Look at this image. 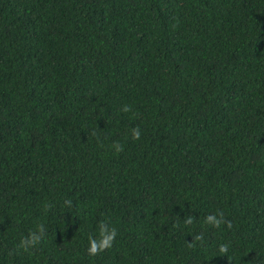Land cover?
<instances>
[{"label":"trees","instance_id":"obj_1","mask_svg":"<svg viewBox=\"0 0 264 264\" xmlns=\"http://www.w3.org/2000/svg\"><path fill=\"white\" fill-rule=\"evenodd\" d=\"M0 264H264V0H0Z\"/></svg>","mask_w":264,"mask_h":264},{"label":"clouds","instance_id":"obj_2","mask_svg":"<svg viewBox=\"0 0 264 264\" xmlns=\"http://www.w3.org/2000/svg\"><path fill=\"white\" fill-rule=\"evenodd\" d=\"M123 113L132 112V107L130 105H123L120 109ZM93 135H96V132L93 131ZM132 139L139 140L141 138V130L137 125L136 127L131 129ZM111 147L114 149L116 154L124 151V145L120 144L118 141H114ZM66 203L70 206L71 201H66ZM185 225H190L193 223L192 215H188V217L184 221ZM204 223L213 227L220 228L222 225H226L228 228L232 227V223L230 220H227L224 213L222 211H217L208 214ZM45 226L43 224H38L35 230H31L25 237H23L19 244L17 245L18 249H23L24 251H29V249L34 248L36 245L40 244L45 236ZM118 235V230L115 226L110 225L109 223H101L98 225V232L96 235L88 236V247L87 253L90 256H98L100 253L110 249L113 247L115 239ZM194 241H203L204 233L200 232L199 234L194 235ZM190 248L193 247L192 243L188 245ZM219 253L227 254L229 251L228 244H220L218 247Z\"/></svg>","mask_w":264,"mask_h":264}]
</instances>
